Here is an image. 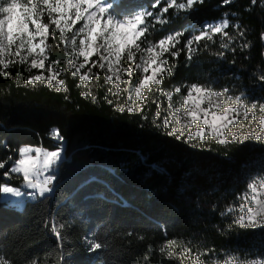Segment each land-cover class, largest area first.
<instances>
[{"label": "trees", "instance_id": "trees-1", "mask_svg": "<svg viewBox=\"0 0 264 264\" xmlns=\"http://www.w3.org/2000/svg\"><path fill=\"white\" fill-rule=\"evenodd\" d=\"M153 3L155 0H118L115 12L122 14L137 7L159 12L165 6L162 2L152 9ZM262 5L264 0L256 4L232 0L228 5L223 0H203L178 16L169 10L166 17L170 23L156 25L149 40L187 29L180 45L183 47L193 35V27L199 31L201 25L221 19L225 13L232 24L239 21L245 31L240 37L234 28L226 29L235 36L228 49L221 48L222 38L216 36L201 43L191 61L186 52H181L175 58L173 75L166 76L161 87L173 90L199 83L264 102V81L259 79L264 75ZM245 42L250 47L242 50ZM48 43L52 45L50 59L64 68L69 58L62 46H55L58 35ZM221 51L224 55H217ZM169 63H173L171 58ZM27 67L14 65L6 70L7 75H0V161L14 157L24 145L55 150L58 142L51 135L52 129L58 130L65 141L66 159L57 165L50 195L27 201L18 209L3 201L0 193V231L7 229L16 240L54 221L66 225V238L62 246L35 256L31 250L26 255L20 251L17 256L11 240L0 245V253L15 264H30L33 259L39 264H180L179 249L175 257L158 251L165 241L175 240L193 253L212 249L204 256L209 262L223 260L226 253L248 259L264 256V229L229 228L233 217L221 215L228 205L238 202V194L245 190L250 177L264 170L262 146L251 141L239 145L189 144L183 138L168 136L162 119H153V101L167 109L166 98L153 91L142 112L117 111L108 103V99L117 98H106L111 85L105 84L99 68H93L100 73L99 80L94 78L82 87H77L78 77L65 73L59 78L65 80L67 90L58 92L40 83L25 85L30 74H39L36 69L25 71ZM137 77L134 74L132 82ZM89 89L95 102L91 96L81 95ZM186 91L182 89L183 94ZM180 94H175L172 102L176 103ZM126 96L124 93L118 102L123 104ZM106 167L113 174L108 176L102 195L90 194L87 189L91 177ZM2 173L0 169V176ZM9 182L12 186L20 184ZM93 240L104 247L90 250ZM184 264L190 261L184 260Z\"/></svg>", "mask_w": 264, "mask_h": 264}, {"label": "snow or ice", "instance_id": "snow-or-ice-1", "mask_svg": "<svg viewBox=\"0 0 264 264\" xmlns=\"http://www.w3.org/2000/svg\"><path fill=\"white\" fill-rule=\"evenodd\" d=\"M162 2L165 6L159 12L140 9L118 14L115 12L118 0H0V75H7L6 70L11 66L27 64L25 71L31 73L36 69L39 74H30L25 85L40 83L59 92L67 90L65 80L59 78L65 73H70L74 79L78 77L77 87H82L88 86L94 78L99 80L100 73L93 72V68H99L104 70L105 84L111 85L106 98L108 95L117 98L116 101L108 99V103L114 104L117 111L142 112L153 91L166 98L167 109H163L159 101H153L156 104L153 119L154 122L157 118L162 119V127L168 136L177 140L183 138L189 144L215 142L239 145L245 141L264 144V102L249 101L244 93L234 96L227 88L216 91L210 85L199 83L176 86L173 90L161 87L163 79L173 75L175 58L181 52H186L187 59L191 61L200 44L216 36L222 38L221 48L228 49L235 38L226 31L229 27L235 29L236 36L243 37L245 30L239 21L232 24L229 14L225 13L223 18L201 25L199 31L193 27V35L183 42V47L180 45L187 29L169 32L152 41L147 37L156 25L170 23L166 17L169 10H174L173 14L178 16L181 12L191 11L203 0H155L152 9ZM231 2L223 0L225 5ZM251 2L256 4L257 0ZM57 35L59 43L55 46H62L64 55L69 58L64 68L60 67L59 61L50 59L52 45L48 41L55 40ZM260 39L264 41V33ZM248 47L250 44L245 42L241 49ZM217 55L223 56L224 52ZM169 58L173 63H169ZM124 61L129 66L125 67ZM137 73L139 80L133 84V76ZM259 79L264 81V75ZM184 88L187 89L186 94L181 95V100L174 106L173 96L182 93ZM124 93L127 96L122 104L118 100ZM81 95L91 96L95 102L96 97L92 96L90 89ZM51 135L57 140L63 139L56 129ZM61 153V148L19 147L14 157L0 161V169L3 170L0 193L21 195L20 187L12 186L11 180L33 190L27 195L34 199L37 193L43 197L52 192L53 181L57 177L51 173L60 162ZM237 200L238 203L228 205L221 213L222 216L233 217L228 227L264 229V170L247 181ZM46 226L58 243L66 238L65 224L53 221ZM102 247L104 245L95 240L89 244L90 250ZM177 249L180 264H184V260H189L190 264H264V257L248 259L232 253H226L223 260L216 258L209 262L204 256L212 253V249L193 253L190 247L179 245L175 240L165 241L158 251L164 256L175 257ZM0 264L15 262L0 253ZM30 264L39 262L33 259Z\"/></svg>", "mask_w": 264, "mask_h": 264}, {"label": "rangeland", "instance_id": "rangeland-1", "mask_svg": "<svg viewBox=\"0 0 264 264\" xmlns=\"http://www.w3.org/2000/svg\"><path fill=\"white\" fill-rule=\"evenodd\" d=\"M140 9H145V8L137 7L135 9H131V11H126L124 13H133V12L138 11ZM92 59H97V58L93 57ZM123 63H124L125 67L129 66L127 61H124ZM87 67L88 66H86V68ZM102 71L104 72V70H102ZM137 75H138V77L135 80V82H133V84L138 82V80H139V74L137 73ZM122 86L124 87V85H122ZM181 95H183V93L180 94L177 102H179L181 100ZM177 102L176 103L172 102V103L175 106L177 104ZM51 133H52V131H51ZM54 140L58 142V147L57 148H61L62 149V153H61L62 158L60 160V162H61L63 159H66V156L64 154L65 153V141H64V139L57 140L56 138H54ZM251 142L256 143V145H260V146H262L264 148V144H260V143L255 142V141H251ZM57 167L58 166H56L55 170L51 173V174H54L56 177H57ZM258 173H260V172H255L252 176H254V175L258 174ZM112 174H113V170L108 168V167H106L102 173L96 175L95 177L94 176L91 177L89 188L87 189L89 191V193L92 194V195H102L103 186L106 184V180H107L108 176H110ZM55 180L53 181V185H52L53 188H54V185H55ZM16 187H20V189H21V195L19 197L11 195V194L1 193L2 194V200L5 201L10 206H14V207H16L18 209H22L23 205H25V203L27 201H32L33 202L36 199L42 198V197H40L38 195V193L36 194V198L35 199L30 197V196H28L27 193L29 191H33V190L27 189L22 184H19ZM51 193L52 192L46 193L44 196L50 195ZM50 223L51 222L46 223L41 229H39L35 233H32L31 235H28V236H25V237H22V238H18L16 240H14V238L11 235V233L7 229H2L0 231V245H2L6 241H10L11 240V242H10L11 243V247H12V249L14 250V252H15V254L17 256L20 255L19 254L20 251L24 252L23 255H26V253L29 250H31V252L34 253V256H35V255L43 254L44 252L48 251L49 249H51L53 247H56V246L60 247V246H62L63 242L58 243L55 240V238L50 234L49 227L46 226V225H50ZM18 247H20V248L18 249ZM262 257H264V256H262ZM255 258H257V257L250 258V259H255Z\"/></svg>", "mask_w": 264, "mask_h": 264}]
</instances>
